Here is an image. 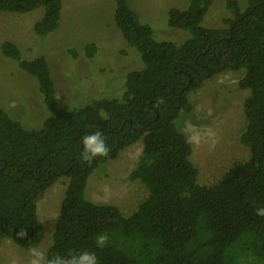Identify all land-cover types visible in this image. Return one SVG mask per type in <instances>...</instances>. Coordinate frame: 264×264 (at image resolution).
Here are the masks:
<instances>
[{"label":"trees","instance_id":"obj_1","mask_svg":"<svg viewBox=\"0 0 264 264\" xmlns=\"http://www.w3.org/2000/svg\"><path fill=\"white\" fill-rule=\"evenodd\" d=\"M246 1L242 11L237 0H225L230 17L221 28L202 26L212 0L170 9L167 25L190 35L176 45L154 40L127 1L114 0V24L142 66L127 73L121 98L106 94L90 101L93 92L70 108L57 106L45 59H22L15 44L2 43L1 55L35 78L51 115L41 128L27 130L0 108V243L6 238L23 250L36 248L44 236L37 201L66 178L48 258L89 251L99 264H264V217L255 214L264 207V0ZM40 7L33 32L45 37L58 26L61 0H0V13ZM95 50L94 43L85 45L84 56L91 59ZM227 71H242L237 90L248 91L239 140L249 158L204 186L175 121L192 111L191 92ZM95 131L109 155L85 162L81 140ZM140 140L129 178L143 184L148 197L128 217L115 206L91 202L86 192L93 173ZM21 229L26 237H18ZM101 232L109 235L104 248L95 245Z\"/></svg>","mask_w":264,"mask_h":264},{"label":"rangeland","instance_id":"obj_2","mask_svg":"<svg viewBox=\"0 0 264 264\" xmlns=\"http://www.w3.org/2000/svg\"><path fill=\"white\" fill-rule=\"evenodd\" d=\"M126 1L140 22L152 28L154 40L180 45L190 37L187 31L167 25V12L172 8L186 9L189 0ZM237 2L240 9L245 10L247 1ZM113 10L114 0H61L58 26L45 37L33 32L34 24L43 15L42 7L27 13L1 12L0 46L11 42L18 47L22 59L41 57L47 61L56 88V104L60 108L80 106L84 103L83 96L93 92L95 95L90 101L106 94L121 98L127 73L140 69L142 63L139 53L122 39L113 21ZM228 17L225 0H212L202 26L221 28L223 19ZM89 43L96 45L91 59L83 53L84 46ZM70 50L76 55L70 54ZM242 77V71H227L207 80L189 94L192 111L180 112L175 121L186 138V121L202 132L210 128L215 133L199 147L190 144L191 161L197 168L200 185L217 183L230 168L249 158V150L239 140L244 127L242 101L248 95V91L237 90ZM0 108L27 130L41 128L51 115L43 104L35 78L20 70L13 60L3 57L1 52ZM141 150L140 140L93 173L87 198L95 204L115 206L123 216H130L149 194L143 184L129 178ZM66 184L67 179L60 178L37 201V217L43 225L44 236L36 248L45 253L52 241ZM30 259V250L2 239L0 264H29Z\"/></svg>","mask_w":264,"mask_h":264},{"label":"clouds","instance_id":"obj_3","mask_svg":"<svg viewBox=\"0 0 264 264\" xmlns=\"http://www.w3.org/2000/svg\"><path fill=\"white\" fill-rule=\"evenodd\" d=\"M185 128L188 131L187 142L193 147H199L200 144L206 139L215 136L212 129L201 131L197 129L190 122H185ZM83 150L81 158L85 162H91L96 157H106L109 155V147L100 131H95L85 135L81 140ZM258 217H264V207H258L255 213ZM18 237L23 238L27 236V232L21 229L17 233ZM109 241L107 233H98L95 239V245L98 248H104ZM31 259L29 264H99L98 258L94 252L82 251L77 254L69 253L64 255H53L51 258L46 256V253L32 248L30 250Z\"/></svg>","mask_w":264,"mask_h":264}]
</instances>
